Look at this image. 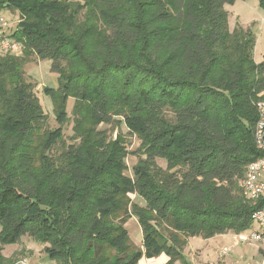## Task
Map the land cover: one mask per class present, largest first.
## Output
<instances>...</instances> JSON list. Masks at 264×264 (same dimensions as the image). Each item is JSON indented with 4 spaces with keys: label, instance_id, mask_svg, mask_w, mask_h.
Here are the masks:
<instances>
[{
    "label": "trees",
    "instance_id": "1",
    "mask_svg": "<svg viewBox=\"0 0 264 264\" xmlns=\"http://www.w3.org/2000/svg\"><path fill=\"white\" fill-rule=\"evenodd\" d=\"M234 2L0 0L19 10L10 36L24 45L21 56L0 54L2 245L27 236L56 264H137L162 254L175 264L186 262L189 238L252 229L263 203L245 199L241 182L264 157L254 144L253 102L264 92V60L253 59L250 30L229 31L225 6ZM41 60L58 75L56 90L43 89L54 130L24 72ZM69 99L75 137L84 119L138 136L130 176L119 148L91 162L80 144L56 153ZM40 131L43 173L33 184L21 151ZM131 217L141 248L124 229Z\"/></svg>",
    "mask_w": 264,
    "mask_h": 264
},
{
    "label": "rangeland",
    "instance_id": "2",
    "mask_svg": "<svg viewBox=\"0 0 264 264\" xmlns=\"http://www.w3.org/2000/svg\"><path fill=\"white\" fill-rule=\"evenodd\" d=\"M73 1L82 2L83 0ZM225 9L229 12V31L232 32L237 27L243 30H250L255 37L253 59L255 63L263 61L264 11L260 7L259 0H235L232 5H226ZM0 15L13 25L21 20L19 10L16 8L0 5ZM24 72L25 75L28 76L29 81L31 79V82L35 84L36 88L34 91L39 99L44 114L48 117L46 129H56L58 124L54 121L53 102L50 96L44 95L43 89L48 88L56 90L58 87V75L51 70V63L49 60L29 63L25 66ZM263 94L264 92L257 94L253 102L264 99ZM72 105L73 101L69 99L66 104L69 121L62 126L63 138L61 145L56 148V153H60L61 150L68 146L80 144L82 155L88 152L86 161L91 162L97 158H101L100 156H102V154L113 152L119 155L117 151L119 148V151L123 154L128 153L124 160L128 168L125 174L130 176V169L137 160V155L134 152L140 144L138 136L129 133L123 124L111 122L94 127L88 119H84L80 123L77 132V135L80 136L75 137L72 131ZM1 135L0 133V136ZM32 137L33 139L29 147L22 149L21 152L24 153L27 169L33 180V184H36L43 173V166L39 155V146L43 141V135L40 131L37 133V136L34 135ZM121 146H123L122 149H120ZM5 160L6 158H4L1 163ZM160 164L162 165L161 162ZM87 165L86 163V166ZM68 180L70 179H66L65 181L67 184H70L71 182ZM129 198V202L133 201L136 204H143V201L137 196L130 195ZM124 229L132 245L136 248H141L142 231L138 221L134 217L129 218L124 223ZM252 230L259 231L260 229L253 224ZM161 234L166 238L168 229L163 227ZM231 234L217 235L210 239L189 238L182 251V255L186 262L177 261L175 264H203V262L207 263L210 261L214 263L220 261V264H223V259L226 261V264H262L264 256L260 250L264 247L263 243L239 244L237 246ZM224 248L229 249V254L227 257L220 260L221 251ZM0 250V256L2 257L0 264H19L22 260H26L30 264H56L55 261H50L45 257L43 245L33 241L27 236L21 237L17 244L4 246L0 243Z\"/></svg>",
    "mask_w": 264,
    "mask_h": 264
},
{
    "label": "built area",
    "instance_id": "3",
    "mask_svg": "<svg viewBox=\"0 0 264 264\" xmlns=\"http://www.w3.org/2000/svg\"><path fill=\"white\" fill-rule=\"evenodd\" d=\"M13 28L14 25L0 15V54L18 57L22 55L24 45L21 42L13 40L10 36ZM255 108L257 112V121L254 129V144L258 151L264 152V99L257 101L255 103ZM241 193L245 199L253 203L262 202L263 206L255 210L250 217L252 224H255L260 230L250 229L247 232L235 235V243L237 245L254 243L264 244V157L258 158L247 165L244 178L241 182ZM228 253L229 249H222L220 260L228 255ZM19 264L30 263L26 260H22ZM210 264H220V261ZM262 264H264V260Z\"/></svg>",
    "mask_w": 264,
    "mask_h": 264
},
{
    "label": "crops",
    "instance_id": "4",
    "mask_svg": "<svg viewBox=\"0 0 264 264\" xmlns=\"http://www.w3.org/2000/svg\"><path fill=\"white\" fill-rule=\"evenodd\" d=\"M228 234H231V233H228ZM233 235V240H234V237L235 235L234 234H231ZM264 245V244H263ZM236 246V245H234ZM238 246V245H237ZM260 252L263 254L264 256V247L263 249L261 248ZM229 254V253H228ZM228 255H226L225 257H227ZM168 261V257L164 254L156 257V258H152V259H145V258H142L141 260L138 261L137 264H166ZM202 261V260H201ZM207 262V261H206ZM202 263V262H201ZM209 263H212L211 261L210 262H207V263H204L203 264H209ZM223 264H226V261H224L223 259Z\"/></svg>",
    "mask_w": 264,
    "mask_h": 264
}]
</instances>
